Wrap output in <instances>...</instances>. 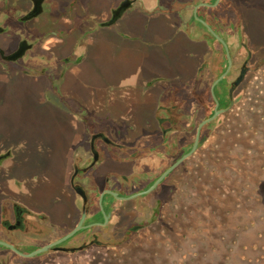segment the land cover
Wrapping results in <instances>:
<instances>
[{
	"label": "flooded vegetation",
	"instance_id": "flooded-vegetation-1",
	"mask_svg": "<svg viewBox=\"0 0 264 264\" xmlns=\"http://www.w3.org/2000/svg\"><path fill=\"white\" fill-rule=\"evenodd\" d=\"M252 4L0 0V73L34 95L26 135L41 123L0 137V264L120 247L176 213L264 62Z\"/></svg>",
	"mask_w": 264,
	"mask_h": 264
},
{
	"label": "rangeland",
	"instance_id": "rangeland-1",
	"mask_svg": "<svg viewBox=\"0 0 264 264\" xmlns=\"http://www.w3.org/2000/svg\"><path fill=\"white\" fill-rule=\"evenodd\" d=\"M252 7L264 47V1L254 0ZM107 52L112 59L109 47ZM117 65L127 70L128 61ZM250 76L233 117L209 139L202 163L188 171L176 213L125 245L93 248L75 259L61 256L59 264H264V62ZM20 81L0 73V92L7 91L0 93V107H7L0 113V137L25 145L41 123L26 135L34 95L20 90Z\"/></svg>",
	"mask_w": 264,
	"mask_h": 264
},
{
	"label": "water",
	"instance_id": "water-1",
	"mask_svg": "<svg viewBox=\"0 0 264 264\" xmlns=\"http://www.w3.org/2000/svg\"><path fill=\"white\" fill-rule=\"evenodd\" d=\"M21 53H22V49H19V51H16V52H14V53H12V54L6 55V58H8V59H15V58H17ZM241 77H242V75H240V76L238 77L237 81H239V80L241 79ZM217 113H218V111H216V112L214 113V115H213L211 118H214V117L217 115ZM211 118H210V119H211ZM196 145H197V141H196L194 147L192 148V150L190 151V153L193 152V150H195ZM155 184H156V183H155ZM77 229H78V227H76L73 231H71L69 234H67L66 237L69 236V235H71V234H73ZM49 246H50V245H46V246H44V247H42V248H40V249H38V250H36V251H34V252L29 253V255L32 256V255H35L36 253H38V252H40V251H44V250H46Z\"/></svg>",
	"mask_w": 264,
	"mask_h": 264
},
{
	"label": "trees",
	"instance_id": "trees-1",
	"mask_svg": "<svg viewBox=\"0 0 264 264\" xmlns=\"http://www.w3.org/2000/svg\"><path fill=\"white\" fill-rule=\"evenodd\" d=\"M254 223H255V221L252 222V224H254Z\"/></svg>",
	"mask_w": 264,
	"mask_h": 264
}]
</instances>
